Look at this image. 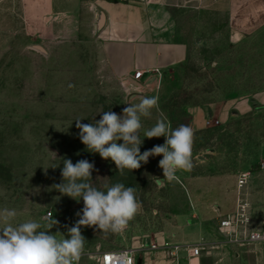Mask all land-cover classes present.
<instances>
[{"label":"rangeland","instance_id":"1","mask_svg":"<svg viewBox=\"0 0 264 264\" xmlns=\"http://www.w3.org/2000/svg\"><path fill=\"white\" fill-rule=\"evenodd\" d=\"M259 1L245 0L233 9L244 33L237 43L229 38L226 0L176 6L180 39L189 45L186 61L152 87L132 93L104 61L97 30L103 20H93L88 0H42L44 6L0 0V209H16L17 223H46L43 218L51 214L58 221L51 232L66 235L83 200L53 186L63 182V159H87L95 165L93 186L104 190L121 182L134 187L142 203L119 234L81 228L86 243L78 264H98L102 252L145 248L163 234L169 242L193 243L203 234L208 238L200 225L217 233L218 217L235 209L238 175L249 172L241 198L249 205L252 229L264 231V101L256 99L264 95V0ZM152 96L159 97V107L142 117L141 153L165 142L144 137L158 119L172 128H192L195 118L198 128L193 166L178 170L172 182H158L164 178L162 155L120 175L114 162L86 149L76 128L78 119L94 123L103 111L122 114L128 104ZM244 100L251 110L240 113L236 104ZM219 246L202 251L201 263L264 264V241Z\"/></svg>","mask_w":264,"mask_h":264},{"label":"clouds","instance_id":"2","mask_svg":"<svg viewBox=\"0 0 264 264\" xmlns=\"http://www.w3.org/2000/svg\"><path fill=\"white\" fill-rule=\"evenodd\" d=\"M158 107V96L143 97L139 103L128 104L122 114L103 111L99 120L88 124L78 119L79 139L89 152L114 162L122 176L125 170L139 169L149 157L162 155L159 167L164 178L158 182H172L178 170L190 171L193 166L194 131L185 124L172 128L165 119H158L144 137H165V142L141 153L142 117L150 118L152 109ZM94 170V163L87 159L75 164L63 159V182L53 187L63 195L83 200V208L76 213L79 219L66 235L51 232L58 223L51 217L43 218L46 223L35 219L17 223L16 209H0V264H78L86 243L82 227H93L105 235L124 231L142 207L136 189L117 182L105 184L101 190L91 183Z\"/></svg>","mask_w":264,"mask_h":264},{"label":"crops","instance_id":"3","mask_svg":"<svg viewBox=\"0 0 264 264\" xmlns=\"http://www.w3.org/2000/svg\"><path fill=\"white\" fill-rule=\"evenodd\" d=\"M39 1L34 0V5L44 6L42 0ZM226 1L229 7V38L237 43L244 37V33L233 9L241 3L244 6L245 0ZM262 2L263 0L257 2V5ZM196 5L204 4L202 0H88V9L92 12L93 20L100 16L103 20L97 30L101 38L104 61L114 77L121 81L128 91H145L155 85L163 74L172 72L186 61L189 45L180 39L181 24L175 7L190 9ZM138 71H143V78L136 81L133 75ZM135 97L132 96L131 99ZM256 99L261 103L264 101V95L257 96ZM236 105L240 113L251 110L250 101L244 100ZM192 129L198 131L195 118L192 121ZM200 226L205 228L208 238L203 234L193 243L176 239L169 242L168 236L163 234L157 241L158 244L150 242L159 248L165 245L181 246L177 252L173 251L175 258L162 249L150 250V243H146L145 248H131L136 250V264H202L200 256H193L190 248L184 247L201 243L217 244L221 240L218 232H211L205 226ZM211 250L214 252L216 249Z\"/></svg>","mask_w":264,"mask_h":264},{"label":"built area","instance_id":"4","mask_svg":"<svg viewBox=\"0 0 264 264\" xmlns=\"http://www.w3.org/2000/svg\"><path fill=\"white\" fill-rule=\"evenodd\" d=\"M142 78L143 71H138L133 75V79L136 81L142 80ZM208 123L210 124V122ZM250 179L251 174L249 172H243L238 175L236 179L237 199L235 209L232 212L218 217L216 228L222 240L217 244L201 243L192 246H185L184 248H190L193 256L199 257L201 256V252L207 249H217L220 247L219 244H222L223 246L243 247L264 241V231L252 229L249 216V205L243 198H241L242 191L247 187ZM50 215L51 214H48V217ZM148 248L150 250H165L175 258L176 255L173 254V251L177 252L181 246L170 247L165 245L159 248L156 245L150 244ZM135 254L136 250L132 249L111 250L100 253L96 257V261L98 264H136Z\"/></svg>","mask_w":264,"mask_h":264},{"label":"water","instance_id":"5","mask_svg":"<svg viewBox=\"0 0 264 264\" xmlns=\"http://www.w3.org/2000/svg\"><path fill=\"white\" fill-rule=\"evenodd\" d=\"M40 49V48H39ZM153 82V81H152ZM152 82H150V83H152ZM140 264V263H139Z\"/></svg>","mask_w":264,"mask_h":264}]
</instances>
